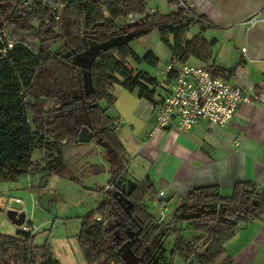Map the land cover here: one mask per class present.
Returning a JSON list of instances; mask_svg holds the SVG:
<instances>
[{
	"label": "trees",
	"instance_id": "1",
	"mask_svg": "<svg viewBox=\"0 0 264 264\" xmlns=\"http://www.w3.org/2000/svg\"><path fill=\"white\" fill-rule=\"evenodd\" d=\"M146 7L147 0H0V180H17L36 170L42 173L41 186L51 174L77 180L69 172L63 148L80 144L74 139L83 124L96 133L98 143L122 156L114 117L107 114L115 101L111 88H138V96L153 101L148 84L158 85L157 79L128 67V59L156 66L158 58L152 51L139 56L120 38L139 37L156 28L164 42L174 36L173 57L195 56L207 63V41L200 34L187 38L191 25L203 21L201 16L195 19L182 9H154L140 24L126 22L128 13ZM87 52L85 65L75 61ZM206 66L216 75L232 71ZM37 148L44 149L43 165L31 159ZM117 170L111 171V187L84 215L76 235L87 264H153L152 242L158 239L160 244L171 232H176L172 252L183 264H234L224 243L242 224L264 213V192L252 182L236 184L230 196H221L214 186L193 188L175 211L199 231L185 238L144 203L146 196L157 194L154 182L146 177L127 188ZM34 235L20 229L15 235L0 233V264H60L51 244L36 245Z\"/></svg>",
	"mask_w": 264,
	"mask_h": 264
},
{
	"label": "crops",
	"instance_id": "2",
	"mask_svg": "<svg viewBox=\"0 0 264 264\" xmlns=\"http://www.w3.org/2000/svg\"><path fill=\"white\" fill-rule=\"evenodd\" d=\"M189 4L203 21L191 25L187 38L200 34L210 45L211 53L207 63L195 56H190L197 59L195 63H189L190 57L182 60L178 56L170 61L232 68L231 73L224 76L226 81L243 88L251 99L242 102L232 119L224 125L209 127L205 120H199L188 130H178L173 120L170 126L157 129L146 137L145 134L152 130L164 90L157 84H148L152 90V101L138 96V88L133 91L123 88L124 91H119L115 97L111 117L122 119L115 133L124 151L122 156L116 154L114 162L109 158L108 162L97 161L102 163L105 173L103 184L99 181L100 185H97L93 181L94 185L90 187L94 191L102 189L96 205L104 196L111 171L120 166L116 175L128 174L133 184L146 177L154 182L157 194L144 198L149 210L151 207L160 209L157 201L163 198L167 205L174 202L176 211L177 206L183 203L182 198L197 187L214 186L221 196H230L236 184L252 182L264 192V97H255L264 96V0H189ZM254 14L260 20L251 25L247 20ZM193 27L195 29L189 36ZM78 148L79 144H68L63 148L67 164L69 160L65 159V153L69 151L75 157L79 153ZM40 151L44 153L43 148ZM31 159L43 163L40 156L36 159L31 155ZM93 161L87 163L88 169L98 170L93 168L97 163ZM72 163L75 170L69 169V172L77 177L76 172H82L79 166L82 167L83 162L76 158ZM40 173L36 170L25 175L33 176L41 189L43 180ZM8 202L2 211L8 208ZM154 214L164 222H173L178 215L175 212L176 217H167L169 220L165 221L161 214ZM179 219L187 223L180 216ZM176 228L178 232L182 231V227ZM223 247L234 264H264V213L242 224ZM52 251L54 255L56 251ZM77 252L81 257L79 262L77 258L65 260L54 257L60 264H87L80 247ZM73 254L76 255L74 250Z\"/></svg>",
	"mask_w": 264,
	"mask_h": 264
},
{
	"label": "rangeland",
	"instance_id": "3",
	"mask_svg": "<svg viewBox=\"0 0 264 264\" xmlns=\"http://www.w3.org/2000/svg\"><path fill=\"white\" fill-rule=\"evenodd\" d=\"M147 6L154 7L161 13H168L172 11L173 8V5L167 0H147ZM141 22L142 21H140V23ZM130 29L131 28H129V30ZM194 29L195 27L191 29L189 36L192 35ZM120 40H125L135 53L141 57H143L148 51H152L158 58L156 66H153L146 61L138 63L132 59H128V67L133 70L143 69L148 71L151 75L157 77L158 80L163 77V74L160 73L161 69L173 59L170 50V46L174 45L173 35L169 37L168 42H164L161 40L158 30L156 28H150L139 37L127 35L120 38ZM88 54L89 53L87 52L78 55L75 58V61L85 65L89 58ZM188 60L189 63H195L197 61V59L193 57H190ZM84 80L87 89L90 88L91 84L88 74L85 75ZM119 91H124L123 87L118 84L112 86L111 92L115 97L118 95L117 93ZM112 107L113 105L107 108V114L110 116L113 114ZM89 142L93 143H80L78 148L79 153L75 156L83 162V166H79V168L82 169V172L79 174L76 172L77 180L51 174L41 189L37 180L33 179V176L30 177V175L23 174L17 180L13 181L0 180V196L10 197L7 204L8 208H23L27 219H31L35 226V235L33 238L34 243L36 245H42L45 242L50 243L52 250L56 251L54 252V256L58 259L62 258L68 260L73 258L76 260L77 258L78 262L81 260L80 253L77 254L79 245L76 235L79 231L80 223L84 215L91 210L92 206H96L95 203L100 199L99 194L102 189L100 188L99 190L96 189L97 191H94L95 189H91L90 187L94 185V182L97 183V185H100L98 183L101 181L103 184V172L105 173L102 168V163H98L97 161L102 159L108 162L109 159H111V161L114 162L115 156L117 157L111 148L106 147L105 144L101 145L95 138L91 139ZM92 149H94V151H92ZM40 150L41 149L39 148L35 149L32 156L36 159L40 156V159L43 160V163H40V165H43L45 163V157L43 155L44 153ZM64 157L66 160H69L68 165L70 171L75 170V168L72 167V162L75 161L76 158L71 156L69 151L65 153ZM93 160L97 162L94 164L93 168L96 167L98 170L88 169L87 163L94 162ZM41 175L42 173H40V178L42 179ZM122 176L126 179L127 188L133 185V180L128 174H123ZM41 179L39 183H41ZM13 198L21 199L20 204H14L12 201ZM150 211L161 214L165 221L176 217L174 202H171L169 205L164 203L160 205V209H158V207H151ZM4 212V210H0V233L15 235L18 231L17 226L12 223ZM167 217L169 219H167ZM177 217L174 218L175 221L172 223L175 227H182L180 235L185 238L197 235L199 231L195 230L192 226H189V224L181 222L178 215ZM175 238L176 232H171L160 244H158V239H154L152 247L153 249L156 247V251L152 255L153 264L184 263V260L178 254H173L172 252ZM70 247L72 248L70 249ZM73 250L76 255L73 254ZM128 252L127 249L124 251L126 256ZM67 253L70 255L67 256Z\"/></svg>",
	"mask_w": 264,
	"mask_h": 264
},
{
	"label": "built area",
	"instance_id": "4",
	"mask_svg": "<svg viewBox=\"0 0 264 264\" xmlns=\"http://www.w3.org/2000/svg\"><path fill=\"white\" fill-rule=\"evenodd\" d=\"M174 1L172 10H185L197 19V14L191 9L189 0ZM153 11L154 9L147 6L143 12L128 13L126 22L130 25L137 24L146 14L153 13ZM259 20L254 14L247 21L254 25ZM161 74L163 77L157 81L158 86L164 90V94L159 101L152 130L145 134L146 137L157 129L170 126L173 120L178 130H188L199 120H205L209 127L224 125L232 119L234 112L242 102L251 99L243 88L226 81L224 76L227 75V70L216 75L206 65L170 61L161 69ZM255 97L262 98L264 96L257 95ZM121 123L120 117H114L112 120L115 129ZM110 187L111 185L108 183L105 189ZM9 199L10 197L0 196L1 209ZM12 201L17 205L20 204L21 199L13 198ZM18 227L31 235L35 233V226L29 224L27 219Z\"/></svg>",
	"mask_w": 264,
	"mask_h": 264
},
{
	"label": "water",
	"instance_id": "5",
	"mask_svg": "<svg viewBox=\"0 0 264 264\" xmlns=\"http://www.w3.org/2000/svg\"><path fill=\"white\" fill-rule=\"evenodd\" d=\"M96 133L92 131L86 124L81 125L77 137L74 139V143H87L95 137ZM104 145L105 143H100ZM5 215L12 221L16 226H20L26 221V213L23 209H16L9 207L5 210Z\"/></svg>",
	"mask_w": 264,
	"mask_h": 264
}]
</instances>
